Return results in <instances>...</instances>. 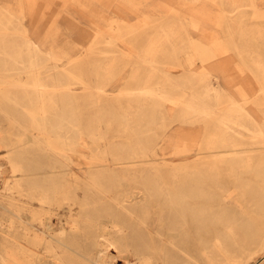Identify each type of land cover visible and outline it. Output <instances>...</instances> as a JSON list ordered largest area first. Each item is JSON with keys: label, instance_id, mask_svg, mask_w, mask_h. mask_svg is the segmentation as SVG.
<instances>
[{"label": "rangeland", "instance_id": "374dc122", "mask_svg": "<svg viewBox=\"0 0 264 264\" xmlns=\"http://www.w3.org/2000/svg\"><path fill=\"white\" fill-rule=\"evenodd\" d=\"M25 37L42 41L43 54H31ZM48 53L52 59L45 57ZM146 59L159 60L158 72L143 64ZM32 77L60 103L61 116L48 114L49 131L64 118L58 129L62 137L94 153L109 150L100 136L108 146L129 142L143 151L137 167L144 171L116 188L114 212L144 215L157 240L169 232L176 233L177 242L197 239L186 263L264 264V151L259 150L264 145L258 146L261 140L252 132L239 131L216 149L234 153L228 162L188 169V158L212 131L196 122L203 121L198 114L187 115L193 124L181 121L190 96L204 98L209 88L221 83L230 89L232 83L255 93L251 113L259 126H248L264 132V0H0V84L32 86ZM175 84L181 88L173 91ZM163 95H172L179 105H169ZM152 103L162 108L154 110ZM25 126L27 135L37 133L27 121ZM68 166L88 178L87 166L76 161ZM4 168L0 262L44 264L37 244L48 235L34 221L41 208L6 190L9 168ZM22 213L31 221L25 239L17 217ZM257 223L259 234L253 235ZM141 233L128 235L133 243H150V233ZM252 237L259 246L250 252L246 240ZM116 264L136 261L128 256Z\"/></svg>", "mask_w": 264, "mask_h": 264}, {"label": "bare ground", "instance_id": "6f19581e", "mask_svg": "<svg viewBox=\"0 0 264 264\" xmlns=\"http://www.w3.org/2000/svg\"><path fill=\"white\" fill-rule=\"evenodd\" d=\"M238 1L232 0L233 3ZM239 8L240 6L237 7ZM41 42L25 37L26 48L31 54H43ZM45 57L52 59L53 56L48 53ZM61 58L70 61L66 54H61ZM143 64L151 72H158V59H146ZM5 80L9 81L7 77ZM32 80V86L29 83H8L6 86L0 84V176L5 174L4 165L7 166L9 177L4 183L6 190L17 192L23 199L37 202L41 208V214H36L34 221L39 230L48 235L47 240L37 244L39 252L44 254V264H116L119 259H127L128 256L134 258L136 264H189L186 259L191 256L190 251L197 239L193 238L187 243L177 242L176 233L169 232L166 239L157 240L154 235L155 226L151 231L144 215L119 214L112 210V204H118L115 198L116 188L127 177L134 178L144 171L137 167V159L142 157L140 154H144L143 151H138L129 142L119 145L113 142L108 146L110 142H106V137L100 136L101 144L104 141V146L109 150L116 149L111 153L109 150L94 153L87 145L76 143L70 136L62 137L58 129L63 128L64 118H61V126L49 131L46 125L48 114L56 112V116H61L58 114L60 103L57 94L50 92L40 79L32 77ZM230 84L232 87L233 84ZM179 88L181 87L175 84L171 90L176 91ZM140 95L154 94L141 92ZM159 97L171 106L179 105L172 95ZM256 100L255 93L251 94L246 88L229 90L221 83L218 89L209 88L204 98L190 96V102L185 104L188 112L184 113L181 121L193 124L195 121L186 119L187 115L198 114L203 117V121L196 119V122L211 126L212 133L200 144L201 150H196V155L188 158L187 168H199L207 162L213 165L221 161L228 162L227 159L234 153L216 152V149L233 140V136L240 133L239 131L252 132L254 140H261L258 146L264 145V132H253L248 126L250 123L259 126L258 120L251 113L253 101ZM149 106L154 110L162 108V105L156 107L155 103ZM233 114L239 115V118L233 117ZM25 121L29 123V129L37 133L27 135L28 126H25ZM128 148L134 150H125ZM259 150L264 151V147ZM75 161L87 166V179L81 178L68 166L69 162ZM154 167L159 169L158 165ZM17 217L22 221L20 224L24 229L25 239L28 236L30 218L23 213ZM61 224H65L66 228L62 226L57 230ZM12 226L11 222L8 230ZM136 230L150 233L151 242L133 243L135 240L132 241L128 233ZM257 234L258 223L253 229V235ZM246 241L250 252H253V246H259L255 237L250 240L247 238ZM0 264L12 263L2 259Z\"/></svg>", "mask_w": 264, "mask_h": 264}, {"label": "crops", "instance_id": "0c3cea01", "mask_svg": "<svg viewBox=\"0 0 264 264\" xmlns=\"http://www.w3.org/2000/svg\"><path fill=\"white\" fill-rule=\"evenodd\" d=\"M24 2H26V0H23ZM32 1V0H31ZM38 0H33V2H34V4L37 2ZM238 86H237V84H234V85H232V87H230V89L229 90H234L235 88H237Z\"/></svg>", "mask_w": 264, "mask_h": 264}]
</instances>
